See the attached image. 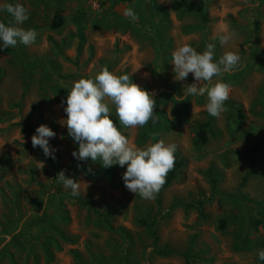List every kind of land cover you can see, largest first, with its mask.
<instances>
[{
    "label": "rangeland",
    "instance_id": "rangeland-1",
    "mask_svg": "<svg viewBox=\"0 0 264 264\" xmlns=\"http://www.w3.org/2000/svg\"><path fill=\"white\" fill-rule=\"evenodd\" d=\"M6 3L28 10L19 27L37 37L0 50V264H264L257 256L264 249V0ZM127 8L138 21L124 17ZM57 14L63 24L53 30ZM0 22L14 23L2 7ZM225 27L235 36L221 45ZM185 43L200 53L213 43L216 60L226 51L240 55L222 78L243 116L238 131L234 112L208 115L206 96L177 98L195 82L192 74L174 78L172 53ZM105 66L155 94L156 122L139 128L121 126L110 105L130 144L177 146L176 178L152 200L124 187L126 166L110 167L109 180L100 161L71 155L78 144L63 125L62 101L73 82ZM207 121L214 134L196 147L197 124ZM40 125L56 133L55 160L32 147ZM61 170L79 182V196L53 181Z\"/></svg>",
    "mask_w": 264,
    "mask_h": 264
},
{
    "label": "clouds",
    "instance_id": "clouds-1",
    "mask_svg": "<svg viewBox=\"0 0 264 264\" xmlns=\"http://www.w3.org/2000/svg\"><path fill=\"white\" fill-rule=\"evenodd\" d=\"M13 18V24L6 26L0 22V50L14 48L18 44L32 45L37 37L35 30H25L23 25L28 20V10L19 3L0 5ZM131 22L139 17L132 8L123 12ZM235 33L225 27L219 35L221 45H226ZM240 55L226 51L215 59V45L209 43L205 50L197 52L190 44H183L172 53V65L176 81H184L192 74L194 83L183 85L182 95L207 98L205 109L208 115L219 118L227 111L225 102L230 96V87L222 82L225 74H231L239 66ZM214 77L221 80L214 82ZM154 93L143 90L131 81L129 75H116L105 66L94 78H81L73 82L66 96V120L63 125L67 135L78 144V149L71 155L79 162L100 161L103 168L114 165L126 166L122 175L124 187L142 199L152 200L166 183L167 175L175 165V144H165L163 140L150 143L140 148L130 144L129 139L116 127L111 116L114 106L119 123L124 128H139L151 120L155 123ZM56 135L48 126L40 125L31 137L33 148L39 147L46 158L55 160V149L49 140ZM43 167V163L41 162ZM79 167V164H78ZM88 171H91L89 168ZM53 181L71 191V195H80V184L77 180L66 177L65 171L56 174ZM258 259L264 261V249L257 251Z\"/></svg>",
    "mask_w": 264,
    "mask_h": 264
},
{
    "label": "trees",
    "instance_id": "trees-1",
    "mask_svg": "<svg viewBox=\"0 0 264 264\" xmlns=\"http://www.w3.org/2000/svg\"><path fill=\"white\" fill-rule=\"evenodd\" d=\"M62 24H63L62 18H61V16L59 14H57L56 18H54V20L52 21L50 26H51V29L56 30L59 27H61ZM225 107H227V109L229 111L234 112V113H231V112H229V113L232 116V118L234 117V120H232V121H233V124L235 126L234 127L235 131H238L239 130L238 129L239 125H240L241 120L243 118L242 114L229 101L225 102ZM213 134L214 133H213V130L211 129L210 121H207L205 123L197 124L196 131H195V137H194V141H193L194 146L198 147V146L205 145L207 143V141H208V136L209 135H213ZM179 167H180V163L176 160V154H175V165H174V168L167 175L166 183L162 186L161 190L168 188L172 184V182L176 178V172L179 169ZM103 173L106 176V178H108L109 180L112 179V172H111L110 168H103ZM261 224H262V221H260V220H256L255 221V225L256 226L261 225Z\"/></svg>",
    "mask_w": 264,
    "mask_h": 264
}]
</instances>
